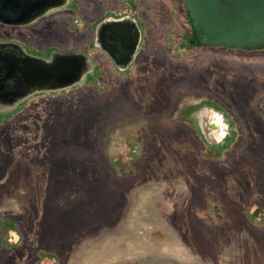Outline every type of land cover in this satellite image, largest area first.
I'll return each instance as SVG.
<instances>
[{"label":"rangeland","instance_id":"1","mask_svg":"<svg viewBox=\"0 0 264 264\" xmlns=\"http://www.w3.org/2000/svg\"><path fill=\"white\" fill-rule=\"evenodd\" d=\"M84 1L0 22V46L85 58L69 85L0 86V264H264V44L201 43L184 0H139L115 64Z\"/></svg>","mask_w":264,"mask_h":264},{"label":"water","instance_id":"2","mask_svg":"<svg viewBox=\"0 0 264 264\" xmlns=\"http://www.w3.org/2000/svg\"><path fill=\"white\" fill-rule=\"evenodd\" d=\"M184 2L199 42L246 47L264 44V0ZM57 3L58 0H0V22L25 24ZM12 51L0 64V86L5 92L15 94L47 86L69 85L78 79L85 63L84 55L80 53H65L43 60L28 54L19 56L16 50Z\"/></svg>","mask_w":264,"mask_h":264},{"label":"flooded vegetation","instance_id":"3","mask_svg":"<svg viewBox=\"0 0 264 264\" xmlns=\"http://www.w3.org/2000/svg\"><path fill=\"white\" fill-rule=\"evenodd\" d=\"M58 1L48 9L61 5L67 10L76 8L74 0ZM83 4L87 6L84 0ZM88 5L92 6L96 14L89 22L94 31L96 46L106 51L115 64L128 62L137 49L143 30L139 0H89ZM13 49L19 56L27 55L18 46L8 44L0 46L1 60L4 61L6 54L12 53Z\"/></svg>","mask_w":264,"mask_h":264},{"label":"bare ground","instance_id":"4","mask_svg":"<svg viewBox=\"0 0 264 264\" xmlns=\"http://www.w3.org/2000/svg\"><path fill=\"white\" fill-rule=\"evenodd\" d=\"M230 4L232 5V4H233V2H230Z\"/></svg>","mask_w":264,"mask_h":264}]
</instances>
